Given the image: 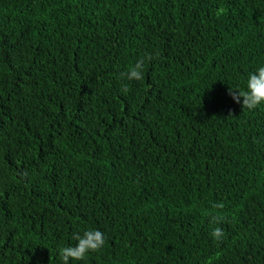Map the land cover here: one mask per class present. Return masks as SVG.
Here are the masks:
<instances>
[{
    "label": "trees",
    "instance_id": "1",
    "mask_svg": "<svg viewBox=\"0 0 264 264\" xmlns=\"http://www.w3.org/2000/svg\"><path fill=\"white\" fill-rule=\"evenodd\" d=\"M261 66L264 0H0V264H264Z\"/></svg>",
    "mask_w": 264,
    "mask_h": 264
},
{
    "label": "clouds",
    "instance_id": "2",
    "mask_svg": "<svg viewBox=\"0 0 264 264\" xmlns=\"http://www.w3.org/2000/svg\"><path fill=\"white\" fill-rule=\"evenodd\" d=\"M223 12V9L220 10ZM151 56L142 57L137 62L131 66L126 72L121 73V78H126L127 80H143V70L146 60H151ZM122 92L128 91L127 84L122 86ZM229 95L236 103H241L242 98V108L248 110H254L257 106L264 104V66L256 69L255 72L249 74L246 90L233 89L229 87ZM214 208L222 209L223 204H215ZM224 217L215 214L210 216V223L213 225H218L222 223ZM210 235L216 241H220L224 232L220 227H214ZM73 240L77 241L75 246L62 247L59 250L60 257L63 264H69V260L80 261L83 260L89 252H96L100 250L105 244V238L103 232L98 229L86 230L83 235L74 234Z\"/></svg>",
    "mask_w": 264,
    "mask_h": 264
}]
</instances>
